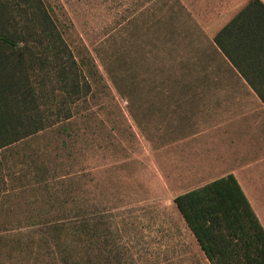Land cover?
I'll use <instances>...</instances> for the list:
<instances>
[{"label":"rangeland","instance_id":"1","mask_svg":"<svg viewBox=\"0 0 264 264\" xmlns=\"http://www.w3.org/2000/svg\"><path fill=\"white\" fill-rule=\"evenodd\" d=\"M248 1L0 0L2 93L37 128L0 148V264H210L173 198L259 143L213 44Z\"/></svg>","mask_w":264,"mask_h":264},{"label":"trees","instance_id":"2","mask_svg":"<svg viewBox=\"0 0 264 264\" xmlns=\"http://www.w3.org/2000/svg\"><path fill=\"white\" fill-rule=\"evenodd\" d=\"M213 44L264 103V0H249L215 34ZM6 48L15 51L17 45L0 32V49ZM5 57L0 51V62ZM6 84L0 82V148L37 129L13 126L22 116L10 110L2 93ZM69 88L77 97L78 82ZM173 201L210 264H264V228L233 173L181 192Z\"/></svg>","mask_w":264,"mask_h":264},{"label":"crops","instance_id":"3","mask_svg":"<svg viewBox=\"0 0 264 264\" xmlns=\"http://www.w3.org/2000/svg\"><path fill=\"white\" fill-rule=\"evenodd\" d=\"M248 91L250 96L248 102L252 106L250 107V112L253 114L250 117L247 115L248 122L246 121L245 126L253 128L259 124L260 128H262L261 137L257 145L251 144L248 147L243 163L231 165V161H228L230 168L227 173L235 175L264 228V103L253 89L249 87ZM251 142L252 138L249 143ZM215 161L217 162L218 160ZM214 165L216 164L212 163L210 166Z\"/></svg>","mask_w":264,"mask_h":264}]
</instances>
